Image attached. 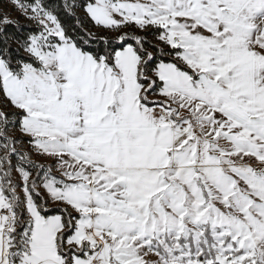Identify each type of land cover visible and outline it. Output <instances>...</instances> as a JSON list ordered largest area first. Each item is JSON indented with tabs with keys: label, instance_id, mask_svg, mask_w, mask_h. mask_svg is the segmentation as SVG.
<instances>
[{
	"label": "snow or ice",
	"instance_id": "snow-or-ice-1",
	"mask_svg": "<svg viewBox=\"0 0 264 264\" xmlns=\"http://www.w3.org/2000/svg\"><path fill=\"white\" fill-rule=\"evenodd\" d=\"M0 264H264V0H0Z\"/></svg>",
	"mask_w": 264,
	"mask_h": 264
}]
</instances>
